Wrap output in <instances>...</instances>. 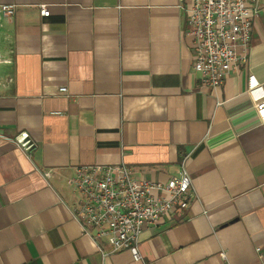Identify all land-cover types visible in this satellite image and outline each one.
I'll return each instance as SVG.
<instances>
[{"label": "crops", "instance_id": "crops-1", "mask_svg": "<svg viewBox=\"0 0 264 264\" xmlns=\"http://www.w3.org/2000/svg\"><path fill=\"white\" fill-rule=\"evenodd\" d=\"M180 2L0 0L17 5L0 21V264H264V0L217 89L193 70ZM188 155L189 208L143 232L142 261L105 256L69 208L76 168L166 183Z\"/></svg>", "mask_w": 264, "mask_h": 264}, {"label": "built area", "instance_id": "built-area-1", "mask_svg": "<svg viewBox=\"0 0 264 264\" xmlns=\"http://www.w3.org/2000/svg\"><path fill=\"white\" fill-rule=\"evenodd\" d=\"M260 7V0H181L184 35L192 39L193 70L201 74L204 86H224L238 64L247 59ZM39 8L42 16L51 15L48 5ZM16 14L17 5L0 3V21H11ZM60 92L67 94L68 89ZM254 106L264 122V95L256 96ZM188 158L179 174L166 183L139 178L123 163L78 167L68 180L76 196L69 208L105 256L128 250L135 261H142L143 232L175 223L195 199ZM46 175L50 178L52 172ZM101 240L108 243V252L100 246Z\"/></svg>", "mask_w": 264, "mask_h": 264}, {"label": "water", "instance_id": "water-1", "mask_svg": "<svg viewBox=\"0 0 264 264\" xmlns=\"http://www.w3.org/2000/svg\"><path fill=\"white\" fill-rule=\"evenodd\" d=\"M17 141L21 146L26 150L27 153H30L31 150L34 148V143L32 140L29 138V135L27 133H22Z\"/></svg>", "mask_w": 264, "mask_h": 264}]
</instances>
